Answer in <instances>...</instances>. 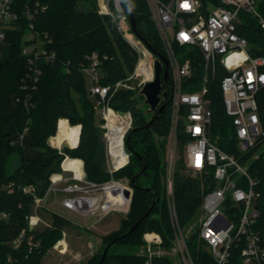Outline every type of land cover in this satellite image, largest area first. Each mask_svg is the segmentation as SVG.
Wrapping results in <instances>:
<instances>
[{"label":"trees","instance_id":"16d2710c","mask_svg":"<svg viewBox=\"0 0 264 264\" xmlns=\"http://www.w3.org/2000/svg\"><path fill=\"white\" fill-rule=\"evenodd\" d=\"M131 1L136 20V33L132 31L133 34L151 50L155 58L165 56L147 1ZM257 1L258 9L264 16V0ZM37 5L46 7L45 11L28 19L27 8L34 9ZM13 9L19 14V21L14 29L6 31L4 40L10 45L11 58L0 63V264H42L43 257L61 240L64 228L71 224L65 217L53 214L54 223L50 232L30 230L27 216L34 196L24 191L25 187L33 185L36 195L44 198L50 177L62 172L61 165L66 157L83 161L87 181L91 183L102 185L111 178H128L134 190L129 216L121 222L118 231L103 236L102 243L105 246L127 233L155 202L139 227L131 235L114 243L111 249L118 244L140 248L147 232L160 234L164 245L168 247L174 231L166 212L165 189L162 184L165 174L163 154L155 146L152 136L157 134L164 137L162 146H166L171 120L170 96L162 102L166 105L165 110L160 115L153 113L151 120L155 119L150 127H146L149 122L141 111L140 99L144 100L143 96L133 90H120L114 94L109 102L110 107L116 112L130 113L132 123L125 137L130 162L110 174L107 170L103 130L97 124L95 104L90 99L87 78L80 67L87 63L88 56L93 53L103 59L106 57L101 67V83L113 86L134 71L138 61L137 52L118 31L115 22L99 13L98 0H13ZM241 19L238 32L248 40L250 55L264 57V30L257 19L245 12H242ZM30 22L42 37L46 33L49 35L51 43L47 47L57 57L55 63H42V75L36 84L30 83L28 79L29 68L22 54ZM192 70L191 83L198 85L204 73L203 59L199 53L194 55ZM226 75L224 67L217 64L215 76L209 81L207 97L211 101L213 113L211 134L214 141L218 139L217 143L222 149L239 157L232 122L226 114L221 91V83ZM162 84L163 90L169 94L171 80L168 84L163 80ZM73 93L78 98L75 99ZM257 101L264 126V88L258 93ZM61 119L68 120L71 126H80L76 148H68L64 153L48 144V139L56 135ZM23 130L32 136L31 145L40 151L39 158H26L23 147L12 143V137L22 135ZM52 143L56 147L63 144L60 136L54 137ZM178 143L182 155L187 143L182 125L178 128ZM14 154L19 155L20 163L12 173H8L7 162L9 156ZM144 166L147 169L133 186L132 178ZM250 171L259 182V223L264 225V160H257ZM42 179L48 183L44 194L40 195L37 182ZM10 184H13V188L5 189ZM205 184L210 188L215 186L213 175L206 178ZM202 185L201 178L185 172L181 158L175 172L174 188L178 221L182 228L190 224L201 207ZM156 211H160V218L153 216ZM189 246L195 248L197 245L191 241ZM111 249L103 264H145L141 256L112 254ZM192 251L198 264H213L206 252L198 248H192ZM102 254L96 253L86 264H100ZM170 263L166 258L154 261V264ZM228 264H242L239 249L233 251Z\"/></svg>","mask_w":264,"mask_h":264},{"label":"built area","instance_id":"2783aa9c","mask_svg":"<svg viewBox=\"0 0 264 264\" xmlns=\"http://www.w3.org/2000/svg\"><path fill=\"white\" fill-rule=\"evenodd\" d=\"M146 1L170 63L171 85L168 96L171 101V120L167 136L168 172L165 195L174 231V247L173 250L166 251L162 236L156 232H147L143 236V249L137 255L145 259V264H154L155 259L161 258L168 259L170 264H198L179 224L175 205L178 128L182 125L187 138L182 154L185 170L192 171L203 180L202 204L199 209L201 229L197 248L206 252L213 264H228L235 249H239L242 264H264V225L259 223L261 212L257 205L260 197L257 190L259 182L250 171L251 166L259 160L256 151L264 147V126L257 101L258 93L264 88V57H252L248 40L238 32V26L242 24V12L257 19L264 30V16L258 9V1ZM125 4L126 0H98V11L115 22L123 37L137 52L138 61L134 71L125 80L106 86L101 83V67L106 57L103 59L99 54L93 53L88 56L87 63L80 67L84 76L91 81L90 93L97 97V107L102 111L105 123L107 114L111 111L118 113L109 104L115 93L120 90H137L140 94L143 86L154 80L156 58L140 39H135ZM45 9L40 5L34 9L27 8L28 19H33ZM18 21L19 14L13 9V0H0L1 41L5 40L6 31L14 29ZM34 29V24L30 22V30L25 36L26 43L22 49L29 68L28 79L32 84L40 80L42 63H55L57 59L56 53L47 47L51 43L49 35L46 33L42 37ZM180 48L184 51L178 53ZM196 53L202 56L204 64V73L198 85L191 83ZM180 56L184 58L180 59ZM217 64L227 71L221 83V91L226 114L232 122L239 157L225 151L217 140L212 139L213 113L207 95L209 81L215 76ZM135 81L138 83L133 87L131 84ZM129 116L131 118L130 113ZM103 128L108 171L113 174L130 162V155L125 147V137L129 130L122 142L125 164L118 168L116 159L121 157L113 154L110 130L106 124ZM72 174L67 180L77 183L64 189L57 188L63 181V175L53 174L46 194L58 191L67 193L69 196L63 202L65 208L85 215L93 211L79 202L82 198L79 193L88 191L78 183L84 182L88 187L104 186V189L108 184L117 183L111 178L104 185H96L87 181L85 176L79 180ZM209 175H213L215 181L213 188L205 184ZM57 177L60 180L57 181ZM9 188H13V184ZM127 189L131 190L129 187ZM24 191L32 194L34 201L42 199L36 195L35 187H25ZM129 201L131 202L130 199ZM27 220L30 230L40 222L32 214L27 216Z\"/></svg>","mask_w":264,"mask_h":264},{"label":"rangeland","instance_id":"374dc122","mask_svg":"<svg viewBox=\"0 0 264 264\" xmlns=\"http://www.w3.org/2000/svg\"><path fill=\"white\" fill-rule=\"evenodd\" d=\"M119 31V30H118ZM120 32V31H119ZM121 33V32H120ZM122 34V33H121ZM135 35V34H134ZM133 35V36H134ZM135 39L136 40H138V38H137V36L135 35ZM181 51H184V49H178V53H181ZM138 83V82H137ZM136 83V81L135 82H133L131 85L134 87V85H136L137 84ZM86 85H87V88H88V90L90 91V88H91V81H90V79H86ZM134 91H137V90H134ZM138 92V91H137ZM73 96H74V98L76 99V98H78V96L77 95H75L74 93H73ZM144 98V97H143ZM90 99H91V101L95 104V109H96V118H97V124H98V126L103 130V140H104V142H105V137H104V134H105V129L103 128V126L106 124L105 123V121L103 120V113H102V111L97 107V102H98V99H97V97H95V96H92V95H90ZM140 101H141V111H143L144 112V115H145V118H146V120H147V122H150L151 121V119L153 118V113H149L148 112V110H149V106H147L146 104H145V98H144V100H141L140 99ZM131 118H132V116H131ZM60 129H61V131L63 130L62 129V127L63 126H66V130H64L65 131V133H68V134H70L72 131H73V134H75V135H70V137H74L73 139H72V141L73 140H75L76 138L78 139L79 138V128H80V126L78 125V126H71L69 123H68V121L67 120H61L60 121ZM66 124V125H65ZM58 131H59V123H58V129H57V133H56V135L55 136H53V137H51L50 139H48V144L52 147V148H55V149H57L59 152H65V150L66 149H68V148H70V149H72V148H76V146H77V144H78V142H77V144L73 141L72 143H73V145H70V144H68L67 142L66 143H64V144H62V146H60V147H56V146H54L53 145V143H52V139L54 138V137H57V134H58ZM76 132V133H75ZM23 134H28L27 133V130H23ZM21 136V135H20ZM20 136H18V137H20ZM14 138V139H13ZM18 138L17 137H12V139H11V141H12V143L13 144H15L16 146L17 145H20V143H19V141L17 140ZM152 140H153V142H154V144H155V146L159 149V151L161 152V154H163V156H162V158H163V162H162V164L164 165V168H165V174H164V176H163V181H162V184H163V187H164V189H165V187H166V185H167V172H168V163H167V157H168V143H166V146L165 147H163L162 146V141L164 140V137H162V136H159V135H157V134H154L153 136H152ZM215 140H218V139H215ZM183 154V153H182ZM256 155H258L259 156V159L260 158H262L263 160H264V147H262V148H260L259 150H257L256 151ZM69 158V157H68ZM177 164H178V162H179V160L182 158L183 159V155H181V153H180V149H179V153H178V155H177ZM20 157H19V155L18 154H14V155H10L9 156V159H8V162H7V171H8V173H12L14 170H15V168L16 167H18L19 166V163H20ZM66 159H67V157H66ZM65 161V160H64ZM64 161H63V163H64ZM184 161V160H183ZM63 163H62V165H61V167H62V172L61 173H57V174H62L63 175V181L61 182V183H59L58 185H57V188H59V189H64V188H67V186H70L71 184L72 185H74V184H76L77 182L76 181H74V180H67L68 178H71L72 176H73V174L71 173V171H66V170H64V168H63ZM83 169H84V176H85V179L87 180V170H86V167H84V165H83ZM176 169H177V167H176ZM107 170H108V166H107ZM109 172V171H108ZM185 172L187 173V174H189V175H191V176H193V177H197V178H200V176L199 175H196L195 173H193L192 171H188V170H185ZM117 183H119V184H121V185H124V186H126V187H129V188H131V190L134 192V190H133V188H132V186L130 185V181H129V179L128 178H118V179H114ZM109 182V181H108ZM107 183V182H106ZM105 184V183H104ZM103 184V185H104ZM78 185H80V186H82V187H85L86 189L85 190H87L88 192H83V191H81L80 193H79V195L80 196H84V197H97V195L99 196L100 195V197H102V201H104V200H106L107 199V192H106V189H104L103 187L104 186H100V187H88L87 185H86V183H84V182H80V183H78ZM109 185V184H108ZM28 187H33V185H30V186H28ZM107 187V186H106ZM9 188V186L7 185L6 187H5V189H8ZM54 194V195H53ZM69 195L67 194V193H65V192H63V191H58V192H56V193H52V196H51V198H50V200L52 199V201L53 200H60V201H63L66 197H68ZM165 197H166V195H165ZM50 203H51V201H45V204H47L48 205V208L49 209H51V208H53L54 210H58V211H61V213H66V211H64L63 209H61L59 206H50ZM131 204H132V199H131V202H130V207H128V209L126 210V211H122V210H117V209H114V208H112V209H109L108 211L107 210H104V209H102V208H100L99 210H97V211H95V212H93V213H91V215L92 216H96L97 218L99 217H101V216H103L104 218H105V222H107V221H111V220H113V221H115V222H113V223H115V224H118V226H119V222H122L124 219H126L128 216H129V213H130V211H131ZM47 208V209H48ZM166 212L169 214V216H170V210H169V208H168V205H167V199H166ZM43 212H44V210H42ZM163 212V211H162ZM51 213V212H50ZM31 214V213H30ZM159 215H160V211H156L155 213H154V217L155 218H160L159 217ZM70 217H71V219L73 220V221H76V222H81L82 221V215L81 214H79V212H74V213H72V216L70 215ZM170 221H171V219H170ZM71 225V224H70ZM73 226V225H72ZM100 226H103V223H100ZM42 229V225H40V226H38L37 228H36V231H40ZM200 229H201V213H200V211H198L196 214H195V216L193 217V219L191 220V222H190V224L188 225V226H186L185 228H183V232H184V234H185V236H186V238H187V241H188V244H190V242L192 241V242H196V245H197V240H198V236H199V232H200ZM92 230V232L93 233H96V234H100V235H105V233L104 232H100L96 227L94 228H92L91 229ZM118 231V230H117ZM112 232H115V231H112ZM111 232V233H112ZM85 234H87L88 235V233H85ZM103 236H101L100 238H98L97 236V242H98V240L99 239H101V244H100V246L98 247V249L95 251L96 253H103L104 252V249H105V243H102V238H103ZM195 239V240H192V239ZM173 239H174V233H173ZM173 239L171 240V242H170V245L168 246V247H170V248H168L167 246H166V251H171V250H173V243H172V241H173ZM99 242H100V240H99ZM193 249H195V248H197V246H195V248L194 247H192ZM191 248V249H192ZM88 249V245L87 244H85L84 246H83V248H80V251H83V250H87ZM142 249H143V246H141L140 248H132V247H128V246H126L125 244H118V245H116V246H114L112 249H111V253L112 254H117V255H121V254H138L139 252H141L142 251ZM69 258L67 257V260H68ZM177 259V258H176ZM59 260H60V258H59V256L57 255V253L55 252V251H50V254L49 255H46L45 256V259H44V264H59ZM69 263V262H68ZM71 264H72V262H70ZM69 263V264H70Z\"/></svg>","mask_w":264,"mask_h":264},{"label":"crops","instance_id":"0c3cea01","mask_svg":"<svg viewBox=\"0 0 264 264\" xmlns=\"http://www.w3.org/2000/svg\"><path fill=\"white\" fill-rule=\"evenodd\" d=\"M11 58V48L10 45L7 44L5 41L0 40V63L6 62L10 60ZM66 120V119H61ZM60 120V121H61ZM60 121H59V131L57 134V137L60 136L61 140L64 143H68L70 145H73V141L77 144L79 138L72 141L74 137H70V135L73 134V131L68 134L65 133L64 130H66V126L62 127V131L60 129ZM69 123V122H68ZM66 125V124H65ZM80 134V128L78 131ZM76 133V132H75ZM75 135V134H73ZM17 137L20 145L23 147L24 155L26 158L30 159H37L40 156V151L37 149H34L31 145L32 142V136L29 134H22L20 137ZM14 139V138H13ZM74 146V145H73ZM54 195V194H53ZM52 196V193L46 194L44 198H42L40 201H34L30 206V213L34 216H37L40 219V222L34 226L31 230L34 232H50L53 228V214H59L66 219L71 221V225H68L63 230V236L61 240L49 250L55 251L57 255L59 256V264H69L72 262V264H86L89 259H91L95 254L96 250L101 244L97 237L100 238L103 235L96 234L92 232V228L96 227L100 232H104L105 235L110 234L112 231H117L120 229L121 222L118 224H115L113 220L105 222V218L101 216L100 218L96 216H92L91 214L85 215L79 212V214L82 215V221L76 222L73 221L70 217L72 216V213L75 211H71L67 208H65L63 201L60 200H50ZM45 201H51L50 206H59L61 209L66 211V213H61V211L54 210L53 208L49 209L48 205L45 204ZM48 208V209H47ZM44 210V212L42 211ZM51 212V213H50ZM100 223H103V226H100ZM42 225V229L40 231H36V228L38 226ZM73 225V226H72ZM85 233H88L85 234ZM104 235V236H105ZM97 236V237H96ZM87 244L88 249L80 251V248H83V246ZM67 257L69 258L67 260ZM44 259H42V264H44ZM69 262V263H68ZM71 264V263H70Z\"/></svg>","mask_w":264,"mask_h":264},{"label":"bare ground","instance_id":"6f19581e","mask_svg":"<svg viewBox=\"0 0 264 264\" xmlns=\"http://www.w3.org/2000/svg\"><path fill=\"white\" fill-rule=\"evenodd\" d=\"M106 120V127L110 130L112 152L117 157H121L116 159V165L120 168L125 164L126 160L125 154L122 152V142L123 137L131 126V118L128 114L121 116L111 111L107 114ZM63 168L66 171L74 173L76 179L81 180L84 177L83 161L80 159L70 157L65 159ZM57 178V181L60 180L59 177ZM126 189L127 187L121 184H109L106 187V195L108 196L106 200L102 201V197H96L94 199L82 197L79 202L86 207H90L88 209L93 212L100 208L107 211L112 208L126 211L130 207V201L124 194V190Z\"/></svg>","mask_w":264,"mask_h":264},{"label":"water","instance_id":"95a60500","mask_svg":"<svg viewBox=\"0 0 264 264\" xmlns=\"http://www.w3.org/2000/svg\"><path fill=\"white\" fill-rule=\"evenodd\" d=\"M126 4H127V8H128V14H129V18H130V23H131V27H132V31L134 33H136V20H135V15H134V10H133V5H132V1L131 0H126ZM131 6V10H129V7ZM184 56H180V59H183ZM169 67H170V63L169 60L166 56L164 55H159V57H157L155 59L154 62V80L151 82L146 83L143 88L140 91V95H142L145 98V104L147 106H149V113H158V115H160L166 108V105L163 104V100L167 99L168 97V93L167 91H162L163 90V84L162 81L164 80V82L166 84L169 83V79H170V73H169ZM162 95V97H161ZM119 115L124 116V115H129V113L120 111L118 112ZM155 119V118H154ZM153 120H151L146 127H150L153 123ZM147 169V166H144L143 170L139 173H137L131 180V184L134 186L135 185V181L136 179L141 176L144 171ZM48 181L47 180H39L37 182V190L38 193L40 195H43L46 189ZM124 194L128 199H132L133 196V191L130 189H126L124 190ZM155 206V202L153 203L152 207L150 208V210H148L146 212V214L144 215L143 218H141V220H139L138 222L135 223V225L127 232L125 233L123 236H120L119 238H117L115 241H113L111 244H109L108 246H106L103 254H102V258L100 261V264H103L112 245L114 243H116L117 241L122 240L124 237H127L129 235H131L141 224L142 220L144 218H146L150 211L153 209V207Z\"/></svg>","mask_w":264,"mask_h":264},{"label":"clouds","instance_id":"9594fccd","mask_svg":"<svg viewBox=\"0 0 264 264\" xmlns=\"http://www.w3.org/2000/svg\"><path fill=\"white\" fill-rule=\"evenodd\" d=\"M129 10H131V6L129 7Z\"/></svg>","mask_w":264,"mask_h":264},{"label":"snow or ice","instance_id":"6c2138e0","mask_svg":"<svg viewBox=\"0 0 264 264\" xmlns=\"http://www.w3.org/2000/svg\"><path fill=\"white\" fill-rule=\"evenodd\" d=\"M185 6H187V5H185Z\"/></svg>","mask_w":264,"mask_h":264}]
</instances>
